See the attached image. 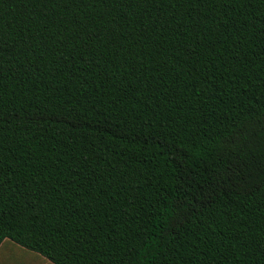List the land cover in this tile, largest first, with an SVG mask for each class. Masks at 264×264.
<instances>
[{
  "label": "trees",
  "instance_id": "1",
  "mask_svg": "<svg viewBox=\"0 0 264 264\" xmlns=\"http://www.w3.org/2000/svg\"><path fill=\"white\" fill-rule=\"evenodd\" d=\"M5 243L264 264V0H0Z\"/></svg>",
  "mask_w": 264,
  "mask_h": 264
},
{
  "label": "crops",
  "instance_id": "2",
  "mask_svg": "<svg viewBox=\"0 0 264 264\" xmlns=\"http://www.w3.org/2000/svg\"><path fill=\"white\" fill-rule=\"evenodd\" d=\"M0 264H49L18 246L10 243L0 245Z\"/></svg>",
  "mask_w": 264,
  "mask_h": 264
},
{
  "label": "rangeland",
  "instance_id": "3",
  "mask_svg": "<svg viewBox=\"0 0 264 264\" xmlns=\"http://www.w3.org/2000/svg\"><path fill=\"white\" fill-rule=\"evenodd\" d=\"M46 262V261H45Z\"/></svg>",
  "mask_w": 264,
  "mask_h": 264
}]
</instances>
